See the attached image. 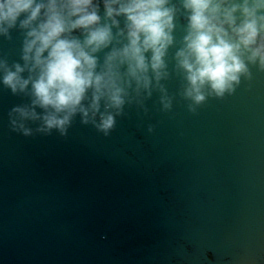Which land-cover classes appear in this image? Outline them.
I'll use <instances>...</instances> for the list:
<instances>
[{
    "label": "water",
    "instance_id": "obj_1",
    "mask_svg": "<svg viewBox=\"0 0 264 264\" xmlns=\"http://www.w3.org/2000/svg\"><path fill=\"white\" fill-rule=\"evenodd\" d=\"M13 37L0 38L10 63ZM252 71L196 114L173 73V110L154 94L149 116L127 109L109 137L79 117L66 138L12 132L27 98L0 83V264H264V72Z\"/></svg>",
    "mask_w": 264,
    "mask_h": 264
},
{
    "label": "clouds",
    "instance_id": "obj_2",
    "mask_svg": "<svg viewBox=\"0 0 264 264\" xmlns=\"http://www.w3.org/2000/svg\"><path fill=\"white\" fill-rule=\"evenodd\" d=\"M14 31L20 57L0 54V83L27 98L8 113L25 137L66 138L77 117L109 137L127 109L149 116L154 94L171 112L173 73L196 114L264 72V0H0V38Z\"/></svg>",
    "mask_w": 264,
    "mask_h": 264
}]
</instances>
